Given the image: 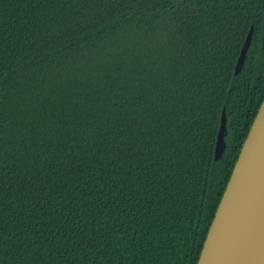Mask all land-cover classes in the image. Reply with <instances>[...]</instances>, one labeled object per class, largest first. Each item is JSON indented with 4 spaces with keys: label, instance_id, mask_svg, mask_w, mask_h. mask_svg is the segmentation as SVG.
Wrapping results in <instances>:
<instances>
[{
    "label": "trees",
    "instance_id": "obj_1",
    "mask_svg": "<svg viewBox=\"0 0 264 264\" xmlns=\"http://www.w3.org/2000/svg\"><path fill=\"white\" fill-rule=\"evenodd\" d=\"M263 99L264 0H0V264H197Z\"/></svg>",
    "mask_w": 264,
    "mask_h": 264
},
{
    "label": "water",
    "instance_id": "obj_2",
    "mask_svg": "<svg viewBox=\"0 0 264 264\" xmlns=\"http://www.w3.org/2000/svg\"><path fill=\"white\" fill-rule=\"evenodd\" d=\"M253 31L252 25L236 61V74L243 67ZM226 135L224 107L215 160L226 150ZM197 264H264V99L235 162Z\"/></svg>",
    "mask_w": 264,
    "mask_h": 264
}]
</instances>
